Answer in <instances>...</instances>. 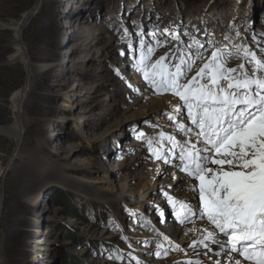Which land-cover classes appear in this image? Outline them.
I'll list each match as a JSON object with an SVG mask.
<instances>
[{
  "label": "rangeland",
  "instance_id": "1",
  "mask_svg": "<svg viewBox=\"0 0 264 264\" xmlns=\"http://www.w3.org/2000/svg\"><path fill=\"white\" fill-rule=\"evenodd\" d=\"M37 4L0 0V74L2 65L17 62L26 72L25 85L8 97L13 121L0 124L14 126L23 114L19 140L15 130L0 134L10 140L0 151V264H161L171 259L177 264V252L164 251L152 229L153 235L141 237V228L152 225L151 214L169 219L175 204L183 216L179 224H189L203 202L178 204L177 188L185 179L158 182L185 159L171 161L170 148L151 140L171 145L192 127L194 137L200 129L179 96L157 92L144 79L138 61L143 55L145 69L157 80L176 73L179 65L181 84L196 77L197 85H210L207 69L197 75L210 62L222 65L225 77L264 79V67L256 63L264 64V0ZM201 34L199 43L195 36ZM222 38L232 51L219 45ZM20 46L35 67L31 77L18 56ZM137 81L152 95L143 97ZM228 84L225 78L216 90H227ZM251 89L249 95H264L255 85ZM19 91L25 95L17 96ZM232 91L239 96L243 90ZM166 95L182 103L179 116L172 110L175 104L157 105L155 100ZM199 138L203 149L210 148ZM157 160L167 166L161 168ZM128 184L129 194L124 193ZM145 185L150 194L140 207ZM107 194L116 196L111 204ZM141 215L144 226L136 224ZM146 237L148 243L141 240ZM182 261L194 262L185 255Z\"/></svg>",
  "mask_w": 264,
  "mask_h": 264
},
{
  "label": "snow or ice",
  "instance_id": "2",
  "mask_svg": "<svg viewBox=\"0 0 264 264\" xmlns=\"http://www.w3.org/2000/svg\"><path fill=\"white\" fill-rule=\"evenodd\" d=\"M216 56L213 53L212 59ZM144 59L142 55L138 61L144 79L157 92L171 91L179 96L188 107L192 123L200 129L198 135L211 146L203 149L209 156L201 157L198 149L181 156L187 161L185 171H190L199 181L204 213L221 233L228 235L233 251L246 260L264 264V95L257 98L248 94L252 85L264 92V79L225 77L223 66L213 67L210 62L197 73L202 76L207 69L210 85H197L196 77L181 84L183 73L179 65L176 73L157 80L145 69ZM256 63L264 67L259 60ZM159 64L160 61L153 69ZM233 71L227 69L229 73ZM225 78L229 80L228 89L217 91L216 86ZM233 89L243 91L237 96ZM253 107L256 111H249ZM173 143L177 142L173 139ZM208 163L219 167L214 170L207 167ZM225 165L229 170H225ZM208 236L211 238L212 233Z\"/></svg>",
  "mask_w": 264,
  "mask_h": 264
},
{
  "label": "bare ground",
  "instance_id": "3",
  "mask_svg": "<svg viewBox=\"0 0 264 264\" xmlns=\"http://www.w3.org/2000/svg\"><path fill=\"white\" fill-rule=\"evenodd\" d=\"M41 2H42V0H38L37 5H39ZM220 25H222V23ZM179 27L181 28L180 25H178V28ZM223 28H225V26H223ZM171 31L175 32L177 30L173 28V30H171ZM222 31L225 33V35H226V33H228V34L230 33L226 28L222 29ZM86 36H89V34L83 35V37H86ZM201 36H202V34L200 36L196 35L195 37L198 40V38ZM229 37H230V34H229ZM198 42H199V40H198ZM201 43H202V41H201ZM220 44L225 46V48H227V49L229 48V50L232 51V49H231L232 44L223 43V38L221 39V42H219V45ZM17 45H20V43ZM21 46L18 47V50H19L18 56L21 59H23L24 62L26 63L29 77H31L35 73V67L31 63L25 49ZM123 66L129 67L127 63L124 64ZM138 87L144 89L143 94H142L143 97H149L152 95L153 90L151 89L152 90V92H151V90L147 89L143 83L138 82ZM16 95L17 96H24L25 93L19 91V92H17ZM155 101H156L157 105L175 104L176 106H174L172 110H173V112H175V114H178V116H179L181 108L178 109L177 106L178 105L182 106V103L177 104L178 101L174 100L172 97H170V95H166L163 97L159 96ZM183 116H182V118L184 119L185 117H183ZM22 117H23V114L20 112L16 124L14 126H12V128H11L12 131L15 130L14 134H15V137L17 140L20 139V134H23V132H24L23 131L24 127L22 124ZM176 120H178V119H176ZM181 123H183V122H179V124H181ZM191 130H189L187 135L179 138V140H181V141L178 140V141H176L177 143H171V145H169L166 141L159 140V139L151 140V141H155L156 143H158L160 145L161 144L164 145L166 148H170V150H169L170 155L169 156L172 159L171 161H174V162H178V159L181 157L180 156L181 152L185 151L187 148L190 149L188 152H192V151L194 152L197 149L200 150L199 155L201 157L209 156L208 152L201 150L202 147L206 146L205 143L201 142L199 135L196 137L193 136L192 133L195 131L193 127L191 128ZM198 133H199V131L197 130V134ZM155 138H158V137H155ZM158 144L153 143V146L154 147L160 146ZM173 148L177 149V151L175 152V149H173ZM139 151L141 152V150H139ZM186 163H187V161L185 160V163L182 167L181 166L179 167L178 165L176 166L174 164L173 167L168 170L169 171L168 176L161 178V179L158 178V179H160V180H158V182L164 181L166 179L170 182H176L177 180H183V179L186 180L184 183H181L180 186H178V188H177L178 192H176L177 193L176 196L178 197V200H177L178 204L180 202L182 203V201L194 203V201L199 200V192H198V187H197V185H199V181L196 179L195 176L190 174V171H185V164ZM201 163H203V161H201ZM155 164H158V166H160L161 168H164L165 166H167V165L163 164L162 161H159V160H157V162ZM207 167L213 168L214 170H216V169H218L219 166L208 163ZM224 167H225V170H229V166L225 165ZM236 170H239V169H236ZM142 171L143 170H141L140 172H142ZM210 175L211 174H209V176ZM135 178H139V177H134L133 179H135ZM147 187L148 186H146L143 189V191H141L139 194L138 203H139L140 207L143 206L146 197L149 196V194H150V189ZM124 193H128V194L132 193L131 187L129 188V184L125 186ZM115 198H116V196H112L110 194L107 196V199L105 201L108 204H111L112 202L115 201ZM174 200L175 199H173V201ZM178 209H180L179 206L177 204H175L174 213H172V215L169 219H159L156 216L157 214L156 215L151 214L150 222H152V225L150 223H147L148 228L150 230L148 228L145 230H143L141 228V230H142L141 237L153 235L150 231L154 230V233L156 234L155 238H157L158 240H161L160 247L164 248V251L166 249H169V250L174 251V253L177 252V254H173V255H176V258L179 260V261L177 260V262H178L177 264H180L179 262H181L183 264L182 256H184V255L189 257L190 259H192V261H194L190 264H217V262H219V264H236V261H240V264H256L255 261L246 260L240 253L233 251L232 248H229L230 242H229L228 235H226L225 233H221L219 231V229H217L216 226L210 222V220L208 219L207 215L204 213V210L202 208H199L197 214L195 215V217L193 219L190 220L191 222L189 224H187L186 222H183V224H179V223H181L183 216L179 215L180 210H178ZM148 213L149 212H147V214ZM143 218H144L143 215H141V219H136V224L138 226H144ZM185 221H187V220H185ZM144 222H146V218L144 219ZM209 233H212L211 238L208 236ZM134 234H138V233L135 232ZM167 236L170 237V239H172V241L170 239H168ZM141 240L144 243H148L150 241L149 237H146L145 239H141ZM137 242H139V241H136L134 243H137ZM139 245H141V244H139ZM152 246H153V244H152ZM153 249H157L158 251L162 252L157 247H155ZM144 258L148 259L147 254H144ZM161 264H174V263L171 259L168 261H162Z\"/></svg>",
  "mask_w": 264,
  "mask_h": 264
},
{
  "label": "trees",
  "instance_id": "4",
  "mask_svg": "<svg viewBox=\"0 0 264 264\" xmlns=\"http://www.w3.org/2000/svg\"><path fill=\"white\" fill-rule=\"evenodd\" d=\"M35 1V0H33ZM24 10H22L23 12ZM3 72L0 74V124H10L13 121V113L9 106L8 97L17 89L25 85L26 72L22 67V64L17 62L16 64H5L2 65ZM17 74L15 75V71ZM4 93V95H3ZM10 140L0 135V151L2 145H6ZM1 159V156H0ZM1 185V182H0Z\"/></svg>",
  "mask_w": 264,
  "mask_h": 264
},
{
  "label": "water",
  "instance_id": "5",
  "mask_svg": "<svg viewBox=\"0 0 264 264\" xmlns=\"http://www.w3.org/2000/svg\"><path fill=\"white\" fill-rule=\"evenodd\" d=\"M37 6V5H36ZM29 80L26 81V87L28 88ZM27 90V89H26ZM12 126H0V134H4L6 132H9L11 130ZM24 133V132H23ZM23 135V134H22ZM22 140V139H21ZM21 143V141L19 142Z\"/></svg>",
  "mask_w": 264,
  "mask_h": 264
}]
</instances>
